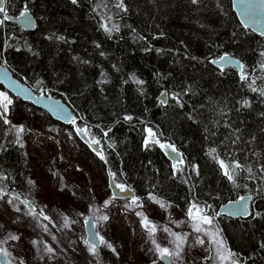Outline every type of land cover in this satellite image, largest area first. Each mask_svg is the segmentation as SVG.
I'll return each mask as SVG.
<instances>
[{"label": "trees", "instance_id": "16d2710c", "mask_svg": "<svg viewBox=\"0 0 264 264\" xmlns=\"http://www.w3.org/2000/svg\"><path fill=\"white\" fill-rule=\"evenodd\" d=\"M25 7L36 27L27 31L11 19L0 26L1 63L72 108L77 125L101 142L104 159L92 152L100 168L134 189L139 203L163 202L168 217L195 203L210 206L213 216L226 202L252 195L249 218L216 215L205 226L221 222L237 264H264V36L241 24L232 0H7L6 14L15 18ZM224 54L239 58L242 71L215 68L211 60ZM60 125L80 139L74 126ZM147 126L184 152V165L174 169L159 147L145 146ZM218 160L244 165L235 183ZM47 167L56 184L54 159ZM32 169L11 123L0 119L4 196L36 214L59 248L60 229L26 195ZM81 197L94 205L88 190ZM106 241L91 264L117 263L125 235Z\"/></svg>", "mask_w": 264, "mask_h": 264}, {"label": "rangeland", "instance_id": "374dc122", "mask_svg": "<svg viewBox=\"0 0 264 264\" xmlns=\"http://www.w3.org/2000/svg\"><path fill=\"white\" fill-rule=\"evenodd\" d=\"M3 15L0 14V19H3ZM0 91L7 93L12 100L7 113L12 134L19 139L33 165L29 173L30 190L26 195L34 207L58 226L64 237L58 248L59 243L50 239L52 232L36 214L24 207L19 208L4 196L0 198V247L7 249L10 264H72L71 248L76 245L73 238H86L84 224L89 216L94 217L97 232L105 241L119 234L125 235L118 264H162L152 240L155 239L162 247L175 250V245L171 243L175 237L169 232L185 238L180 256L172 258L175 264H210L211 260L206 259L210 255L208 239L203 233L194 231V222L186 212L175 209L172 217H168L158 204L148 206L138 201L141 206L130 208L131 199L116 200L109 187L110 171L100 168L91 148L86 147L71 129L60 125L62 123L49 117L46 112L47 115L40 113L37 107L29 103L16 104V97L3 85H0ZM13 126H23L28 132L18 133ZM52 159L60 176L56 184H53L47 167ZM0 189H5L1 181ZM84 190H88L92 196V207L81 197ZM105 201L110 203L105 206ZM137 212L143 213L155 224L154 235H149ZM215 214L213 211L216 217ZM103 216L108 219L102 220ZM218 224L221 229V222L218 221ZM164 228L169 232H165ZM10 236L18 239H10ZM200 238L205 239L204 245L197 243ZM93 263L100 264V261L94 259ZM82 264H85L84 261Z\"/></svg>", "mask_w": 264, "mask_h": 264}, {"label": "water", "instance_id": "95a60500", "mask_svg": "<svg viewBox=\"0 0 264 264\" xmlns=\"http://www.w3.org/2000/svg\"><path fill=\"white\" fill-rule=\"evenodd\" d=\"M246 5H251L254 7L255 11L252 13V15L246 14V11H245ZM232 6H233L234 12L236 13L239 21L241 22L243 26H245L246 28H249L250 30H252L253 32L261 36H264V0H232ZM4 7L6 8V3L4 4ZM27 15H29L32 19L31 26H26L23 23V18H20L19 16L15 18L11 17V20L18 23L23 29L27 31L34 30V28L36 27V19L29 11H27ZM222 56H225L227 60H230L232 62L228 63L226 61H221L220 57L217 59H213L211 60V63L215 68L222 69V68L232 67V68H236L240 72L242 71V61L239 58H236L230 54H224ZM5 72L7 73V78H4L2 75H0V85H3L5 89L10 94H12L14 97L18 98L22 102L29 103L37 107L38 109L46 112L49 115V117L53 118L59 123H62L65 126H74L75 129L81 128L76 123V116L72 108L62 99L56 98L54 96H50L46 93H42V92L38 93L34 91V89L31 86L21 81L16 76V74H14L10 70L8 66L0 63V74H3ZM10 80L16 81L17 84L19 85V89H21L22 91L18 90L15 87H9ZM162 94L160 95V100H165L167 103L168 102L167 92L164 91ZM59 109H63V111L61 112ZM73 118H75V123H72ZM146 128H151L153 130V132L156 134V139H158L160 143H167V144L174 145L176 149V153H174V155H176L177 157L176 161L170 159L169 156L167 155V153L171 152V149H162L160 148L159 144H155L151 142L149 143V144H154L161 149L162 153L167 158V160L171 163L172 167L174 163H177V161H181V160H182V163L180 164V166L185 164L186 157L184 155V152L175 143L169 140L160 139L156 130L152 126H147ZM78 135L80 139L82 140V142L88 145L95 154H97V152H100V153L102 152L101 142L99 145H93L91 144V141L93 139H91L87 133H79ZM146 136H147V133H146ZM108 171H110L109 168H108ZM116 184H121V183L116 182L113 173L110 172L109 187L113 194V197L116 200L131 199L133 196L136 197L134 189H132L130 186L126 185L130 189V191L122 193L120 192L118 188L115 187ZM241 197L245 198L244 201H240V197H239L237 199L230 200L226 202L225 204H223L219 208L220 215L223 216L225 219L242 220V219L249 218L251 216V204H252L253 197L252 195H243ZM230 202H237V203H230ZM238 204L247 205V208L244 210L246 214L231 215L230 213L237 207ZM86 220L89 222V224L85 223L86 238L90 244L95 243L96 248H98L102 245V243L99 242L100 235L99 236L92 235L93 232H97L96 225L94 229L90 227L91 222L95 221L94 217L89 216ZM4 260H5V257L2 254H0V262H3ZM161 261L164 264H175L172 258L161 259Z\"/></svg>", "mask_w": 264, "mask_h": 264}, {"label": "snow or ice", "instance_id": "6c2138e0", "mask_svg": "<svg viewBox=\"0 0 264 264\" xmlns=\"http://www.w3.org/2000/svg\"><path fill=\"white\" fill-rule=\"evenodd\" d=\"M6 2H7V0H0V14H4L3 19H0V25H2L5 21L11 19V17H9L6 14V9L4 7V4ZM73 2L75 3V0H73ZM194 2H195V0H194ZM117 6L120 8L124 7L122 2L119 3ZM27 11L28 10L25 7V9L19 13V17L23 18V23L26 26H31L32 25V19L29 15H27ZM245 11H246L247 15H252V13L255 11V9L251 5H246ZM220 60L226 61L228 63L232 62L230 60H227V58L225 56H221ZM0 75H2L4 78H7L6 72L3 74H0ZM241 78L246 79V76L242 75ZM9 87H15L18 90H21V89H19V85L17 84L16 81L10 80L9 81ZM253 91H255V89H253ZM262 94H264V92H262ZM162 95H164V94H162ZM11 103H12V100L9 98L7 93L0 91V109H2V111H0V119L3 120L4 124H10L11 123L7 118L8 106ZM161 103H166V101L161 100ZM59 110L61 112L63 111V109H59ZM128 118L130 119V117H128ZM72 123H75V118L72 119ZM13 128H15V130L18 133L23 131V126H20V127L13 126ZM76 131L79 134V133H87L88 130H87V128H77ZM145 132L147 133V136L144 140V144L146 147L151 142V143L159 144L160 148H162V149H171V152L167 153V155L169 156L170 159H172L174 161L177 160L176 155H174V153H176V149H175L174 145L167 144V143H160V141L158 139H156V134L153 132V130L151 128H146ZM105 135H107V133H105ZM91 144L99 145L100 141L93 139L91 141ZM210 151L215 152V149H212ZM97 155H100L101 159H104L103 155L100 152H97ZM181 163H182V160L177 161V163L173 164V168L179 169ZM218 163H219L220 168L223 170V174L227 177V179L229 181H231L233 183H235L234 175L236 174V170L244 167V165L240 164L239 162H233L231 164H226L224 160H218ZM262 170H264V166H262ZM248 171L251 172L250 167L248 168ZM113 175H115V174H113ZM0 179H4V177H0ZM115 187L118 188L120 190V192H122V193L130 191V189L125 184H116ZM4 195H6V192L4 191V189H0V198H3ZM152 199H155V197H152ZM244 199H245L244 197H240V201H244ZM138 201H139V198L133 196L131 198V204H129L128 207L131 208V207L141 206L138 203ZM9 202L11 203V201H9ZM22 202L31 204L30 201H22ZM157 202L160 203L161 207L165 206L163 204V202H160V201H157ZM108 203H110V201H105V206H107ZM230 203H237V202H230ZM207 207H210V206L200 207L197 204L193 203L187 209V215H188L189 219L194 222L193 223L194 231L196 233H203L204 237H207V239H208L210 255L208 257H206V259L213 261V264H237V260L235 259L236 254L233 253L227 247V245H226V243H225V241L221 235V229H219V227H215L214 229L211 227H209V228L203 227V225H213V221L215 220V216L209 215L207 213V211H206ZM246 208H247L246 204H238L237 207L230 214L231 215L246 214L244 211ZM17 210H19V209H17ZM136 214L138 216L142 217V223H143L144 227L149 230V235L150 236L154 235V233L156 231L155 224L150 222L148 217L145 216L143 213L137 212ZM41 215H43L42 212H41ZM215 215H220V213H216ZM44 218L49 219L48 217H44ZM101 219L107 220L108 217L103 216V217H101ZM85 223L89 224V222L87 220L85 221ZM90 227L92 229L95 228V221L91 222ZM164 231L169 232V229L164 228ZM169 234L175 237V239L171 242L175 245V250L170 249L168 247H162L160 244L156 243L155 239L152 240V243L155 245V251L159 254L161 259L178 258L180 256V252L182 250L181 246L185 242V238L183 236H181L177 233H171V232H169ZM92 235L99 236V233L93 232ZM10 239H18V237L10 236ZM99 242L102 244L107 243V241H105L104 237H102V236H99ZM0 243H2V242H0ZM85 243L89 244V241L85 240ZM197 243L200 245H204L205 239L200 238L197 240ZM108 246L111 247V245H108ZM89 250L91 252H93V254H95L96 253V244L91 243ZM47 251H51V249H47ZM0 254H2L5 257V260L3 262H0V264H10V262L7 261V257L9 256L7 249L0 247Z\"/></svg>", "mask_w": 264, "mask_h": 264}, {"label": "flooded vegetation", "instance_id": "af4514ba", "mask_svg": "<svg viewBox=\"0 0 264 264\" xmlns=\"http://www.w3.org/2000/svg\"><path fill=\"white\" fill-rule=\"evenodd\" d=\"M85 240H87V238L83 237V239H81V240L77 236L73 238V241L76 242V245L74 244L75 248H71V251L73 250L72 254H73V258H74L73 259L74 262L72 264H82L83 261L85 264H91L93 252H91L89 250L90 243L86 244ZM100 247H98V248H100ZM98 248H96V249H98ZM83 252H84V254H83ZM162 264H164V263L162 262Z\"/></svg>", "mask_w": 264, "mask_h": 264}]
</instances>
